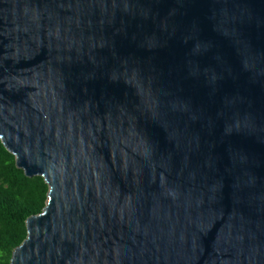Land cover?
I'll list each match as a JSON object with an SVG mask.
<instances>
[{"label": "water", "instance_id": "obj_1", "mask_svg": "<svg viewBox=\"0 0 264 264\" xmlns=\"http://www.w3.org/2000/svg\"><path fill=\"white\" fill-rule=\"evenodd\" d=\"M0 139L10 264H264V0H0Z\"/></svg>", "mask_w": 264, "mask_h": 264}, {"label": "trees", "instance_id": "obj_2", "mask_svg": "<svg viewBox=\"0 0 264 264\" xmlns=\"http://www.w3.org/2000/svg\"><path fill=\"white\" fill-rule=\"evenodd\" d=\"M49 191L45 178L26 175L0 139V264H10L15 248L28 236L27 219L43 212Z\"/></svg>", "mask_w": 264, "mask_h": 264}]
</instances>
